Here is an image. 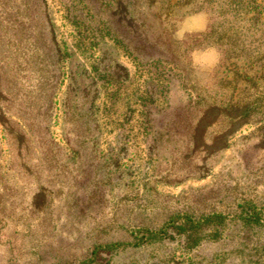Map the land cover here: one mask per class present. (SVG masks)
<instances>
[{
  "label": "rangeland",
  "instance_id": "374dc122",
  "mask_svg": "<svg viewBox=\"0 0 264 264\" xmlns=\"http://www.w3.org/2000/svg\"><path fill=\"white\" fill-rule=\"evenodd\" d=\"M0 264H264V0H0Z\"/></svg>",
  "mask_w": 264,
  "mask_h": 264
},
{
  "label": "trees",
  "instance_id": "16d2710c",
  "mask_svg": "<svg viewBox=\"0 0 264 264\" xmlns=\"http://www.w3.org/2000/svg\"><path fill=\"white\" fill-rule=\"evenodd\" d=\"M219 24L217 22H213L212 26L210 27V30L201 34L203 40H206L208 42H212V43H216L219 45H229L230 43V35H227V33H223L220 29V26H218ZM232 44H230L231 46ZM228 57L231 55H227ZM107 83V82H106ZM109 83L106 84V87L109 88ZM109 93V91L107 92V94ZM195 104V108H197L196 106L199 104V101L197 100V95H196V100L193 101ZM174 223V222H173ZM186 226V225H185ZM182 227H184V224L179 225L177 228L181 229Z\"/></svg>",
  "mask_w": 264,
  "mask_h": 264
}]
</instances>
